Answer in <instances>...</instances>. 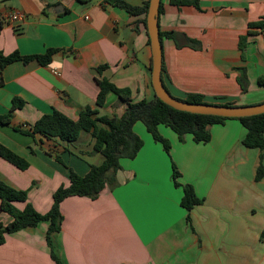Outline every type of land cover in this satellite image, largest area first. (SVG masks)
I'll return each instance as SVG.
<instances>
[{
  "label": "crops",
  "instance_id": "1",
  "mask_svg": "<svg viewBox=\"0 0 264 264\" xmlns=\"http://www.w3.org/2000/svg\"><path fill=\"white\" fill-rule=\"evenodd\" d=\"M162 3L161 30L201 41L196 48L164 36L165 81L173 94L201 92L209 101L240 104L264 100V26L250 27L264 20V0H200V7ZM12 12L24 18L12 20ZM143 17L103 0H0V52L59 49L49 63L17 59L0 68V114L10 110L14 97L24 99L12 122L0 124V142L30 161L23 169L0 155V178L27 189L39 211H48L54 191L70 183L71 168L86 174L104 155L93 150L88 131L69 142L16 126L28 127L54 108L78 118L87 105L97 107V77L129 87L133 100L153 99ZM101 64L107 66L98 71ZM126 107L110 90L99 113L121 115ZM209 127L211 139L198 142L192 133L181 140L159 124L171 142L168 152L136 121L144 143L135 157L121 159L118 183L95 198L73 194L61 202L64 219L54 234L61 258L67 264H264V177L256 178L261 150L243 143L247 129L237 117ZM173 162L180 180L192 183L203 199L191 209L181 202L184 190L174 183ZM26 203L15 201L19 208ZM12 219L0 200V221ZM48 226L42 220L8 233L0 264H56Z\"/></svg>",
  "mask_w": 264,
  "mask_h": 264
},
{
  "label": "trees",
  "instance_id": "2",
  "mask_svg": "<svg viewBox=\"0 0 264 264\" xmlns=\"http://www.w3.org/2000/svg\"><path fill=\"white\" fill-rule=\"evenodd\" d=\"M172 2L178 5L193 3L200 7V0H172ZM103 3L123 7L132 14H144L143 21L147 29L146 19L149 0L144 1L142 4H134L127 0H103ZM162 6L163 3L161 2L160 11L162 10ZM252 26H264V20L250 22V27ZM160 36L162 41L164 36L173 37L178 45L188 44L196 48L201 46L199 39L175 30L164 31L160 29ZM246 42V35H242L240 38V48L243 52L246 48ZM58 50L57 47H49L43 53L22 54L19 50L8 54L0 52V66L3 67L7 63L17 59L29 61L36 58L42 63H49L52 60L53 54ZM105 66L107 64L99 65L97 67L98 71H102ZM151 68L152 65L150 66ZM165 72H167V69L165 61H163V78L166 84ZM97 82L100 86L96 100L97 107L87 105L81 109L78 118H73L63 111L54 108L51 112L43 114L28 127L16 126L21 131L32 135L41 133L48 137H59L69 142L77 140L83 131H88L94 137L93 150L102 152L104 160L99 164L93 163L86 174H80L71 168L70 183L68 185L61 184L54 191L52 206L46 212L39 211L31 201H28L27 189L15 187L0 178L1 208L13 215V219L9 223L0 221V244L6 240L8 233L25 226H36L40 221L48 220L49 226L46 237L51 247L52 257L56 264H67L61 258L58 246L54 240V234L62 228L64 219L61 202L64 198L73 194L95 198L105 187L114 186L118 183L117 173L122 168L121 159L123 157H135L144 143L141 135L134 129L136 121H143L153 137L162 142L166 151L170 152L171 142L161 133L159 124L163 123L170 126L178 133L181 140L185 139L186 134L192 133L196 141L208 142L212 137L209 126L230 118L177 109L157 95L153 99L143 98L136 101L133 100L129 87L119 86L108 77H97ZM1 83L2 81L0 80ZM110 90L116 92L120 99L127 104L125 112L121 115L99 113V106L105 103L107 92ZM178 97L188 101H209L205 98L204 93L201 92H188L186 95ZM211 102L234 103L233 101ZM23 104L24 99L14 97L10 110L0 114V124H10L13 119L14 110ZM237 118L241 120L247 129L243 137V143L246 146L258 147L261 150L260 163L256 170V178L260 179L264 177V112ZM0 155L20 168L24 169L30 165V161L26 157L1 142ZM56 158L64 162L60 155H56ZM180 176L181 171L176 163L173 162L172 177L174 183L182 186L184 190L181 202L188 209H191L196 204L201 203L203 199L198 196L193 184L181 181ZM17 200H27L25 207L19 208L15 204Z\"/></svg>",
  "mask_w": 264,
  "mask_h": 264
},
{
  "label": "water",
  "instance_id": "3",
  "mask_svg": "<svg viewBox=\"0 0 264 264\" xmlns=\"http://www.w3.org/2000/svg\"><path fill=\"white\" fill-rule=\"evenodd\" d=\"M161 2L162 0H149L146 19L152 49L151 78L156 95L177 109L194 113L225 117H241L264 112V100L247 104L188 101L174 95L170 89H168L163 78L164 45L160 36L159 23Z\"/></svg>",
  "mask_w": 264,
  "mask_h": 264
},
{
  "label": "built area",
  "instance_id": "4",
  "mask_svg": "<svg viewBox=\"0 0 264 264\" xmlns=\"http://www.w3.org/2000/svg\"><path fill=\"white\" fill-rule=\"evenodd\" d=\"M10 18L12 19V20H16V19H22V18H24V14L23 13H20V12H12V13H10ZM0 68H1V66H0Z\"/></svg>",
  "mask_w": 264,
  "mask_h": 264
}]
</instances>
